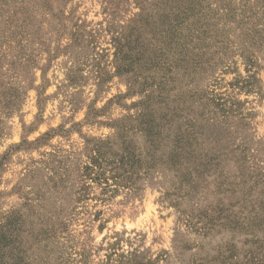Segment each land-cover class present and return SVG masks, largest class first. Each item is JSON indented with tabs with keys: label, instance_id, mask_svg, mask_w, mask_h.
Here are the masks:
<instances>
[{
	"label": "rangeland",
	"instance_id": "1",
	"mask_svg": "<svg viewBox=\"0 0 264 264\" xmlns=\"http://www.w3.org/2000/svg\"><path fill=\"white\" fill-rule=\"evenodd\" d=\"M138 1L17 0L15 23L0 18V227L10 225L20 258L8 253L4 263L264 264V223L255 216L264 209V52L253 49L251 73L237 53L217 66L211 57L202 72L177 62L168 97L150 107L155 121L176 109L178 122L194 127L196 152L227 153L230 192L215 196L221 180L183 164L155 167L110 197L84 176L97 141L118 154L116 126L136 128L127 119L152 91L143 81L163 75L119 69L115 40L124 45L135 28ZM251 74L252 90L241 89ZM206 94L226 103V119L209 120ZM127 136L143 150L140 134ZM236 146L243 169L229 154ZM223 203L228 220L201 228L208 221L198 213Z\"/></svg>",
	"mask_w": 264,
	"mask_h": 264
},
{
	"label": "trees",
	"instance_id": "2",
	"mask_svg": "<svg viewBox=\"0 0 264 264\" xmlns=\"http://www.w3.org/2000/svg\"><path fill=\"white\" fill-rule=\"evenodd\" d=\"M233 1H138L141 13L137 16L135 28L129 31L124 45L115 40L119 69L126 74L141 72L144 69L154 72L157 70L163 71V75L153 76L149 85L147 80L143 81V88H151L152 91L147 95L146 100L138 105L141 109L139 114L135 118L127 119L136 125V128L124 122L116 126L120 143L118 154L112 153L111 149L114 145L109 141H97L90 149V165L84 168V176L101 188L104 197L113 196L120 189H131L140 176L150 177L155 167L165 165L173 170L182 164L190 165L191 172L195 175L208 173L215 175L217 180H221L213 193L215 196L231 191H225L232 185L225 184L226 180L222 171L227 153L196 152L195 148L198 145L197 139L193 137L194 127L178 122L179 116L176 114V109L167 111L165 117L155 121L150 115L152 112L150 107L162 105L168 97L169 91H166V88L168 84L174 82L169 77L173 75V69L176 68L174 64L177 62L186 65L183 71L191 66L192 69L202 72L205 68L211 69V57L218 56L215 64L217 66L221 65L225 57H233L237 53L242 58L247 73H251L256 68L252 51L257 49L264 52V0H239V4L234 5ZM23 4L17 0H0V18L4 17L6 22L14 24L16 13L21 10L16 7ZM133 52L136 54L133 55ZM209 52L212 54L209 55ZM254 82L252 74L247 75V80L242 82L241 89L245 87L251 91ZM213 97L208 98L206 94L201 97V100H205V105L211 107L209 115L212 117L209 120L221 122L227 118L229 111L226 109L225 102L215 101ZM130 132L133 135L138 133L143 138L142 151L135 149L132 142L128 140L127 135ZM188 136L193 137V143L186 141ZM167 143L170 144L167 146L166 153L162 148ZM215 143L218 142L215 141ZM229 154L232 157H235L233 154L236 155L235 167L242 169L245 167L247 162L242 148L236 146L230 149ZM187 181H191V177L189 180L183 177L181 183L187 184ZM181 185L179 184L175 189L180 191ZM227 210L229 208L223 203L215 209L201 211L196 217L199 220L208 221L204 223L201 220L203 223L201 228L206 229L211 226L212 221L220 220V217L228 220ZM258 210L260 215L255 216H261L264 223V209ZM10 228V225L0 227V264H6L3 259L8 253L20 259L18 249L14 248L15 242L7 237L12 234ZM258 244L261 247L264 246L259 241ZM250 256L254 258L253 252H250ZM135 264L141 263L135 261Z\"/></svg>",
	"mask_w": 264,
	"mask_h": 264
}]
</instances>
